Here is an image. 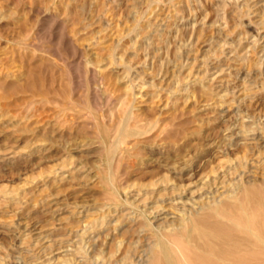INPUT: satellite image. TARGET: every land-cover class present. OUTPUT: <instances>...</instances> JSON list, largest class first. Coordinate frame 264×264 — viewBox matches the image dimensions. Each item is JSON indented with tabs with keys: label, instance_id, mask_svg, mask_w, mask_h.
<instances>
[{
	"label": "rangeland",
	"instance_id": "1",
	"mask_svg": "<svg viewBox=\"0 0 264 264\" xmlns=\"http://www.w3.org/2000/svg\"><path fill=\"white\" fill-rule=\"evenodd\" d=\"M263 174L264 0H0V264H146Z\"/></svg>",
	"mask_w": 264,
	"mask_h": 264
},
{
	"label": "bare ground",
	"instance_id": "2",
	"mask_svg": "<svg viewBox=\"0 0 264 264\" xmlns=\"http://www.w3.org/2000/svg\"><path fill=\"white\" fill-rule=\"evenodd\" d=\"M126 120H124V121H126ZM127 124H128V120H127V122H125V124L121 125L120 129L123 133L126 132L125 125L127 126ZM117 132H116V134H117ZM120 137L121 136L119 135V138ZM254 154H256V153L254 152ZM246 155H248V154H245V156H243V157L245 158ZM249 155H253V154H249ZM248 156H247V159L250 158V160H251V156H249V157ZM259 156H262V155H259ZM256 157H258V156L257 155L255 156V159L253 160L254 162L256 161ZM261 158L262 157H260V159ZM247 159H245V161H243L244 162L243 165L245 164V162H247ZM258 160H257V164H255V165H258ZM248 163H250V162H248ZM250 164L253 165V163H250ZM240 166H242V163ZM240 166H239V169H240ZM245 167H248V166L245 165ZM259 167H261V164L259 165ZM249 168H251V167H249ZM249 168H248V170H250ZM262 168H259V169H262ZM232 169H235V168L232 167ZM236 169H238L237 166H236ZM185 171H186V169H185ZM236 171H238V170H236ZM261 171H263V169ZM251 172L252 171L250 170V173ZM180 175H182V174H180ZM188 175H190V174H188ZM243 176H245V175H243ZM247 176H249L248 173H247ZM186 177H187V175H186ZM207 179H208V177H207ZM239 179H242V178H239ZM245 179L247 181V177ZM224 180H226V179H224ZM224 180L222 179V182L226 183V181H224ZM220 181H221V179H220ZM213 182L215 183V181H213ZM262 182L263 183L246 186L243 184L239 185L240 183H242L240 181L239 184H237V186H235L229 192L228 195L223 192V194L227 195L226 198L229 199L228 201L225 200L226 202L222 201V199H221L223 197L222 194H221L222 197L221 196L219 197L221 200L219 199V201L217 200V202L216 201L211 202L212 197H210V199H209L210 201L209 200L203 201V202L192 201L191 204H193V205H190V207L192 208V207L197 205L198 208H195V207L192 208L190 210L191 215L188 214V212L185 214L181 213V215L183 214V217L181 215H180V217H182L184 219H183V222L181 220H179L182 223L180 225H178L177 227H176V224L173 223V221L172 222L169 221L170 217L175 216V215L170 216V213H172V212L169 213V209H170L169 207L171 206V204H173L170 201V199L173 200L174 197L168 199L170 201L169 202L170 206L168 205L169 209L166 208L167 207L166 201H168V200L163 201L164 203L166 202L165 203L166 207L164 206V207H162V209H161V205H159V207H160L159 208L156 204L157 207L153 211H151L152 214H150L151 212H149L148 215H152V216L154 215V219L159 220V221L164 217L163 219L166 220V224H163L162 226L157 225L158 227L157 226L154 227L152 224V226L154 228V238L156 237L157 239L155 240L156 243L151 248L150 252L149 251L146 252V250L143 252V254L146 252V255L148 256V261L146 264H264V181H262ZM249 183H251V182H249ZM171 184H172V182H171ZM192 184H194V182ZM218 184H216V185H218ZM186 185L189 186L188 184H186ZM216 185H214L213 189L217 188ZM220 185H222V184H220ZM168 186H170V185H168ZM187 186H177L176 185L174 187L175 189L174 188L173 189H174V191L179 190V192L177 191L178 196H182L186 193L185 190H186ZM190 186H189L190 189L193 188L192 185H190ZM204 186H205V184H204ZM229 186H231V185L229 184ZM167 188L168 187L166 186V190H167ZM170 190H172V188ZM191 191H188V192H191ZM169 193L170 192H168V194ZM174 194L176 195V191L173 194H171L170 197H172ZM192 194H193V191H192ZM216 197H217V193H216ZM192 198H194V197H192ZM212 199H214V198H212ZM223 199H225V197ZM179 200H180V202H179ZM188 200L190 201V199H188ZM173 202H176V204H177V205H175V207L180 206L182 208L186 203L183 201V197L182 198L176 197L173 200ZM180 204H182L183 206ZM173 206H174V204H173ZM154 207H155V205H154ZM172 207H171L170 211H174V210L176 211V209H174V207L173 208ZM149 210H152V209L149 208ZM178 210L180 211L181 208L180 209L178 208ZM138 213L139 212H137V214ZM177 213H179V212L177 211ZM143 215H144V213H143ZM132 216L130 215V217H132ZM145 216H143V217H145ZM177 216H175V217H177ZM175 217L173 219H175ZM130 220H132V219H130ZM175 220H177V219H175ZM167 221H169V222H167ZM142 234H141V236H142ZM148 234H150V233H148ZM151 234L153 235V233H151ZM140 244H141V242H140ZM140 254H142V253H140ZM143 257H144V255H142V256L140 255V257H139L140 260L142 259V261H143L144 260ZM97 261H98V259H97Z\"/></svg>",
	"mask_w": 264,
	"mask_h": 264
}]
</instances>
